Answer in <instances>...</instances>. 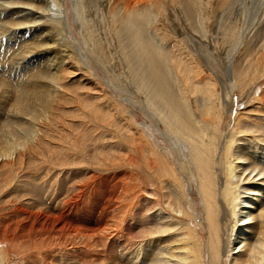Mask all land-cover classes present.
<instances>
[{
  "label": "bare ground",
  "instance_id": "obj_1",
  "mask_svg": "<svg viewBox=\"0 0 264 264\" xmlns=\"http://www.w3.org/2000/svg\"><path fill=\"white\" fill-rule=\"evenodd\" d=\"M64 3L27 1L42 42ZM71 6L75 56L0 77V264H264V0Z\"/></svg>",
  "mask_w": 264,
  "mask_h": 264
},
{
  "label": "rangeland",
  "instance_id": "obj_2",
  "mask_svg": "<svg viewBox=\"0 0 264 264\" xmlns=\"http://www.w3.org/2000/svg\"><path fill=\"white\" fill-rule=\"evenodd\" d=\"M27 1L28 0H0V77L6 79V81H8L12 89L16 88L17 80L22 76L21 73H23L24 77L27 76L26 71L27 73L29 72L32 73L33 71L35 73H39L42 70L40 72L42 74L43 73L51 74L50 72H53L58 67V65L64 64L65 59L67 58L66 54L69 52L65 46L63 45L61 46V44H64L62 42H65L67 40L70 42L71 45H73L72 47L73 50L71 49V54L73 53V55H71L72 57L75 56V53L73 52L75 46H77V44L81 42L79 28H77L73 20V9L71 6L72 0H65L64 3V10L65 12H67L66 16L68 18V23L71 26V28L69 32L64 34L66 39L63 37V35L58 36L57 41L59 43L52 42L50 40L51 37H47L48 40L46 39L45 42L44 41L42 42V40H45L47 36V32L36 31V29H34V26H32L30 23H27L26 14L31 9L30 5L27 4ZM33 1H37V0H33ZM11 9H16L19 11L13 13ZM216 13L214 15V16L217 15L216 20L219 19V21H223V19H220L219 17L220 12L216 11ZM235 17L236 19H238V16ZM71 56L70 57L68 56V58L71 59ZM220 66L221 65L218 66V69L220 68V71L223 73L224 69L222 66L221 67ZM93 69L95 72L96 69L95 68ZM102 76L103 75L101 72L99 71L98 73L95 72L94 73V77H96L95 81L92 80V83L91 81H88L87 83L85 82L86 83L85 88L77 92H73L72 97L73 96H75V98L79 96H83V97L85 96V98L88 97L89 92L87 89H90L89 87L91 85L94 86L97 85L96 83L97 80L101 79ZM40 82L44 83V85L46 84L45 86L51 85L49 80H47L46 78L44 79L40 77ZM108 84L109 86H111V83ZM114 88L115 87H113V89ZM39 95H41V93ZM13 98L14 95L11 93V91H9L0 99L1 104L3 103L2 105L4 108L2 115L3 119H5L6 115L8 116L9 112L11 111L9 110L10 109L9 105L13 103ZM106 100L107 98L104 95H100L99 97L96 98V101L98 103L102 104L108 109H111V111H113L112 114L116 115L115 110H113L112 104H110ZM129 108L131 109L132 114L134 115L135 119L138 122L140 123L145 122L151 128H153V120L151 118H148L141 109H139L135 105L129 106ZM193 193L195 195L194 198H196L197 201V206H198L197 208L198 210H200L201 206H199L200 205L199 198L195 191Z\"/></svg>",
  "mask_w": 264,
  "mask_h": 264
}]
</instances>
